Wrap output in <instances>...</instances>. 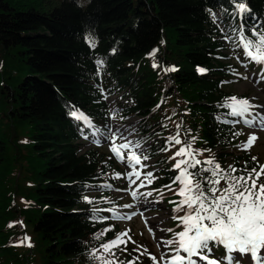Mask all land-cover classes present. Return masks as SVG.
Returning a JSON list of instances; mask_svg holds the SVG:
<instances>
[{
  "label": "trees",
  "instance_id": "16d2710c",
  "mask_svg": "<svg viewBox=\"0 0 264 264\" xmlns=\"http://www.w3.org/2000/svg\"><path fill=\"white\" fill-rule=\"evenodd\" d=\"M242 2L251 10L243 20L229 15L235 10L231 0H0V264H95L89 255L102 242L96 235L111 226L105 237L111 240L120 231L112 219L95 220L94 205L84 200L92 192L105 195L98 186L113 183L110 172L119 166L91 136L84 138L83 123L69 114L73 109L102 130L112 120L139 119L137 132L147 136L151 159L162 170L159 189L176 175L169 171L167 152L159 151L174 119L182 133L190 130L184 139L197 138L195 149L211 150L199 159L214 155L223 168L229 156L237 168L261 164L252 149L238 155L228 151L245 137L242 122L233 126L217 119H232L218 105L238 97L227 86L238 70L237 57L247 63L220 28L264 26V0ZM86 34L95 39V48ZM153 49L158 50L154 58ZM97 60L103 61L99 74ZM173 66L178 71L165 72ZM198 68L207 71L200 74ZM112 96L124 119L111 118L107 98ZM22 131L26 142H21ZM236 131L242 134L234 136ZM84 140L92 143L83 148ZM8 143L16 146L18 157L19 143L40 157L33 184L8 177ZM14 192L25 200L17 203ZM25 222L34 233L37 262L19 251L30 243L24 241ZM132 250L117 256L131 259ZM223 252L222 247L214 250L218 257Z\"/></svg>",
  "mask_w": 264,
  "mask_h": 264
},
{
  "label": "snow or ice",
  "instance_id": "6c2138e0",
  "mask_svg": "<svg viewBox=\"0 0 264 264\" xmlns=\"http://www.w3.org/2000/svg\"><path fill=\"white\" fill-rule=\"evenodd\" d=\"M231 3L234 4L235 10L229 15L233 19L239 16L243 20L245 15L251 11L242 0L241 2L231 0ZM208 11L213 23H216V14L211 9ZM222 11L227 12V9H222ZM217 26L219 27V24ZM220 31L222 38L231 43L234 49L242 50L248 63L260 66L261 79H264V26L252 25L249 28L245 23H241L238 27L230 25L228 31L224 28H220ZM85 40L90 47H96V41L90 34L85 35ZM157 51L153 49L149 55L154 58ZM96 64L97 74H99L103 69V61L97 60ZM156 67L157 64L153 63V68ZM175 71L178 69L174 66L165 69V72ZM197 71L204 74L207 70L198 68ZM244 78L247 79V77ZM101 92L103 94V89ZM218 106L226 109L224 115L232 117L231 120H222L221 117H217L221 123L234 126L242 122L249 127L253 125L264 127V114L256 111L264 106L254 105L247 98L227 97L225 102ZM69 114L76 121L82 122L84 128L90 130L85 133L84 128H81V134L85 139L91 136L92 142L98 145L101 139L109 143L110 151L116 161L127 169L123 174L116 172L113 179L127 180L128 187L132 189L130 195L133 200H139L141 197L147 200L155 192L158 199L152 202L159 203V197L164 195L163 189L173 191L179 197L178 200H170L169 203L174 205L172 219L178 221L177 226L182 230L178 232L173 229L167 230L172 233V238L161 241L168 251H162L159 260L148 253L147 249L139 255L132 256L131 259H120L117 252L128 253L127 245L129 242H135L131 240L128 232L117 233L114 239L105 240L107 233L113 230L109 226L96 235V239L102 242L99 248L94 249L89 255L95 264H142L141 257L145 254L148 255L152 264H241L244 258L249 260V264H264V165L257 162L256 166L249 168L245 162L243 168H237L234 165L223 168L214 155L201 160L199 157L205 151L210 152L211 150L195 149L193 143L197 138L192 136L191 140L184 139L183 136L189 134L190 130L182 133L181 125L177 124V132L166 137L164 147L159 149L160 152L171 151L174 147L177 149L169 157V160H175L169 171H175L176 175L170 177L171 183L162 186V189L152 188L148 191H141L153 185L158 179L153 171L147 170L151 167L148 162L151 160L152 153L145 148L146 141L130 139L134 130L113 129L111 126H106V131L102 130L79 110L73 109ZM118 116L119 113L115 110L111 114L112 119ZM119 118L124 119L122 116ZM125 132L128 135H125ZM241 134L239 131L233 133L234 136ZM256 139L255 135H250L248 141L238 147L241 150H248ZM252 160L256 162L257 158L252 157ZM173 185H178V187L173 188ZM85 187L93 186L85 185ZM98 187L113 188L111 184ZM115 190L127 191L126 189ZM84 200L94 205L93 218L99 222L113 218L131 219L136 214H119L117 206L107 199L94 201L85 196ZM96 204H112V206L97 208ZM123 207L131 208L133 205ZM101 212L112 215H99ZM181 212L183 215H178ZM149 231L151 232L152 229L150 228ZM27 240L28 238L25 237L24 241ZM24 241L21 243L23 244ZM161 243L157 246L160 247ZM27 246L32 245L28 243ZM140 247L142 246H137L132 251L139 252ZM221 247L224 250L223 255L217 258L214 256V250Z\"/></svg>",
  "mask_w": 264,
  "mask_h": 264
},
{
  "label": "rangeland",
  "instance_id": "374dc122",
  "mask_svg": "<svg viewBox=\"0 0 264 264\" xmlns=\"http://www.w3.org/2000/svg\"><path fill=\"white\" fill-rule=\"evenodd\" d=\"M232 57L236 58V54L234 52L232 53ZM238 61V70L235 71V75L232 76L227 88L233 93H235L238 98H247L254 105L264 106V79H261L260 66L248 63V61L246 63L245 60H242L240 58L238 59ZM244 77H247V79H245ZM107 102L111 112L117 109V97H108ZM256 111L264 113V108L256 109ZM138 121L139 119H137L136 117L129 118L123 121L112 120L110 126L113 129L120 128L122 130H134L133 135H131L129 138L133 140H145L146 142L144 146L147 149L150 144V141L147 139V136H140L138 134ZM177 123L178 122L175 119L170 122V128L166 131V134L168 136L174 135L177 132ZM242 125L245 128V137L243 141L239 142L236 146L230 147L228 149L229 153H232L234 155L240 154L244 150H241V148L238 146L246 143L250 135H255L257 139L249 149H252V151L258 155L261 161V165H264V127H261L259 125H253L249 127L244 125L243 123ZM125 135H128V133L125 132ZM26 136L27 133L25 131H22L20 133L21 142L27 141ZM91 143V141L84 140L83 148H87ZM18 146L23 149L20 157H18L19 151L16 146L12 143H8L9 149L6 154V158L9 166L7 169V175L8 177H10V180H13V182L15 183L16 181H18L23 186L31 185L34 183L32 174L36 173L37 176L40 170L38 166V160L40 159V157L36 156V153L34 151L24 149V144L19 143ZM98 146L103 150L107 151L109 154H111V156L115 159L112 152L110 151V146L108 142L101 139V142ZM176 150L177 149L174 147L171 151H167L168 157H171ZM227 160L228 166L233 165V158L231 156H229ZM170 161L171 163L169 166H172L175 163V160ZM154 162L155 161H153L152 159L148 162L151 167L147 170L153 171L155 176L159 178L161 177L162 170L161 167L156 165ZM117 164L119 166V169H114V171H111L110 173H125L127 170L126 167L121 165L119 162H117ZM14 175L15 179H13ZM157 181L158 179L155 180L153 185L141 189V191H148L152 188L159 189L156 186ZM137 184H139V181H137ZM111 185L113 186L112 189H104L103 192L106 193L105 195L100 194L99 192H92L88 194L87 197L92 200L96 198L101 199V197H105L107 200L113 202L117 206V212L121 215H131L132 213H136L132 216L131 219L119 220L113 218L112 220L118 223V228L120 230L119 233L128 232V235L131 237V240L135 242H129L127 248L134 249L137 248V246H142L140 247L139 252H134V255H139L140 252H143L144 249H147L148 253L156 256L157 260H159L161 252L168 251V249L164 248L161 241L172 238V233H169L167 230L173 229L175 232L182 230L180 227L177 226L178 221L172 219V216L174 215V213L172 212V208L174 207V205L169 203L170 200L175 201L178 200L179 197H177L173 191L163 189L164 195L162 197H159V203L152 202L158 199L157 193L155 192L153 193V196L148 198L147 200H145L143 197H141L139 200H133L130 195L132 189L128 187L126 179H115V181L111 183ZM133 187H135V185ZM177 187L178 185H173V188ZM115 189H126L127 191H116ZM107 192H109L108 195ZM12 199L16 200L17 203H22L23 200H25L24 197H22L16 192L12 194ZM101 205L102 204H100V206ZM103 205H106L102 206L103 208L111 207L110 204ZM124 205H133V207L124 208ZM95 207L98 208V206ZM141 213H143V215H141ZM106 215L111 216L112 214L106 213ZM178 215H183V213L181 212ZM24 225L27 228L26 234L27 237H29L28 240L30 241V244H32V246L28 247L27 244L22 245V247L19 248V251H21L22 253H30V256H32V261L37 262L39 260L40 254L34 249V233L31 231L30 225L28 223L25 222ZM150 228L152 229L151 232L149 231ZM158 243H161L160 247L157 246ZM173 247H175V245H173ZM214 256L219 258L215 254ZM145 257L147 258V262H144L143 264H152V261L148 258L147 254H145L141 258L144 259ZM241 264H249V260L247 258H244L241 260Z\"/></svg>",
  "mask_w": 264,
  "mask_h": 264
},
{
  "label": "bare ground",
  "instance_id": "6f19581e",
  "mask_svg": "<svg viewBox=\"0 0 264 264\" xmlns=\"http://www.w3.org/2000/svg\"><path fill=\"white\" fill-rule=\"evenodd\" d=\"M262 114H264L263 112H261Z\"/></svg>",
  "mask_w": 264,
  "mask_h": 264
}]
</instances>
